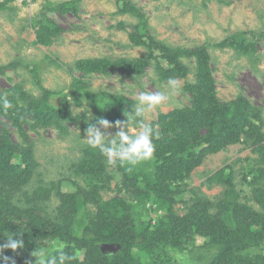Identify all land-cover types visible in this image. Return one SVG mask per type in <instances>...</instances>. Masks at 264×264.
Here are the masks:
<instances>
[{
    "label": "trees",
    "instance_id": "trees-1",
    "mask_svg": "<svg viewBox=\"0 0 264 264\" xmlns=\"http://www.w3.org/2000/svg\"><path fill=\"white\" fill-rule=\"evenodd\" d=\"M13 1L0 0V11L14 10ZM122 2L120 13L140 19L130 37L136 45L149 49L150 59L122 58L117 60L119 65L129 74H142L154 62L159 79L166 81L188 78L192 69L182 59L195 58V81L186 82L184 87L192 96V104L160 113L150 123L159 133L153 140L155 152L150 160L135 167L117 163L111 176L105 158L98 150L86 146L82 156L71 165L75 179H67L75 190L64 191L61 179L50 181L37 186L31 194L25 192L26 204L19 205L15 197L33 181L40 166L34 140L23 123L35 119L36 124H53L67 132L65 124L76 123L80 117L74 116L68 106L51 103L50 91L44 92L41 99H31L24 107L18 103L16 94L25 98L19 90L13 91L15 97L6 96L11 108L5 111L0 106V114L13 118L22 141L14 144L0 135V232L19 234L16 238L23 239L25 246L15 252L7 249L3 256L9 258L8 264H35L32 256L35 248H47L50 254H55L62 245L73 256L67 264H174L196 250L214 252L207 264H264V185H259L258 179H250L247 184L253 186L260 210L240 200L233 175L227 174L224 167L207 179L210 187L215 184L225 187L220 199L213 200L200 189L191 188L193 203L187 212L181 215L175 210L177 199L185 191V179L208 154L239 143L245 136L257 145L264 161L262 110L242 95L228 103L218 99L208 43L193 50L168 47L150 33L148 17L131 0ZM52 9L79 10L74 1ZM59 30L47 18L38 32V42L49 45ZM216 46L232 47L247 55L252 52L244 33H236ZM77 63L87 73H108V63L102 60L82 59ZM4 68L0 66V72ZM75 88L79 92L74 97L77 105H82L80 95H83L99 116L113 124L125 121L124 112L134 105L125 96L107 92L98 95L81 82ZM82 117L86 119L85 115ZM76 178L84 179L86 186ZM112 178L118 179L114 188ZM105 190H114L116 195L105 199L102 194ZM54 196L59 203L49 212ZM104 244L119 248L116 252H105ZM252 250L254 255L248 253ZM0 264H5L2 258Z\"/></svg>",
    "mask_w": 264,
    "mask_h": 264
},
{
    "label": "rangeland",
    "instance_id": "rangeland-1",
    "mask_svg": "<svg viewBox=\"0 0 264 264\" xmlns=\"http://www.w3.org/2000/svg\"><path fill=\"white\" fill-rule=\"evenodd\" d=\"M73 1L79 9L76 12L72 9L65 12L52 9L53 6ZM131 2L148 17L150 33L166 46L193 50L208 43L218 99L228 103L242 95L253 106L260 108L263 119L261 131L264 133V0ZM122 4V0H14L11 3L15 6L14 10L0 11V66H5L4 72H0V97H15L14 92L19 90L25 94V98L16 94L19 105L24 107L31 99H41L44 92L50 91L53 93L50 95L51 103L68 106L74 116L80 117L76 123L65 124L67 132H62L53 124H36L35 119L23 123L24 130L34 140L40 166L33 181L15 197L19 205L26 204L27 195L37 186L49 184L50 181L61 179L64 191L75 190L67 179H75L71 165L82 156L87 146L80 136L85 138L86 127L97 124L103 118L83 95H80L82 105L74 102V97L79 95L75 88L78 82L86 84L98 95L107 92L125 96L134 105L135 96L141 91L164 93L168 99L146 114V123L156 120L160 113L191 106L192 96L184 87L186 82L195 81V58L182 59L192 73L186 79L176 78L179 87L175 91L168 87V80L159 79L154 62L142 74H129L119 65L117 60L122 58L150 59L149 49L136 45L130 37L140 19L130 13H120ZM47 18L61 30L52 36L49 45H43L38 42V32ZM236 33H244L252 50L248 55L232 47L216 46ZM82 59L105 61L108 63V73H87L79 69L77 62ZM12 63L15 65L6 67ZM133 123L129 126L130 132L136 128ZM101 131L114 135L118 129L101 128ZM0 135L14 144L22 141L16 122L3 114H0ZM106 166L108 174L112 176L114 166L107 163ZM223 167L227 174L233 175L240 200L260 210L254 200L253 186L247 182L258 179L259 185H264V161L257 145L244 136L239 143L208 154L192 171L183 184L185 191L179 196L182 200L178 198L175 204L176 212L185 214L193 203L189 193L191 188L200 189L213 200L220 199L225 187L217 184L210 187L207 179ZM76 180L86 186L84 179ZM117 180L112 178V188ZM25 192L28 194L24 195ZM102 194L105 199L116 195L114 190H105ZM58 203L54 196L48 211L54 210ZM89 207L94 209L92 204ZM250 252V255L255 253L253 250ZM213 253L196 250L182 262L174 264H207Z\"/></svg>",
    "mask_w": 264,
    "mask_h": 264
},
{
    "label": "clouds",
    "instance_id": "clouds-1",
    "mask_svg": "<svg viewBox=\"0 0 264 264\" xmlns=\"http://www.w3.org/2000/svg\"><path fill=\"white\" fill-rule=\"evenodd\" d=\"M168 87L173 91L179 85L175 78H169ZM168 97L162 92L141 91L135 96V105L131 112H124L125 121H116L114 124L105 118H100L97 124H89L85 129V138L80 139L93 150H98L99 154L105 158L110 166L117 163L121 166L135 167L136 165L148 161L153 157L155 144L153 140L158 138L159 133L150 123L145 122L147 113H151L158 106L164 103ZM0 106L7 111L11 108L10 101L0 97ZM135 122L136 128L130 132V125ZM115 127L118 131L114 135L106 134L101 128L107 130ZM19 234H12L7 231L0 232V258L8 264V257L3 256L7 249L13 252L24 248V241L16 238ZM35 257V264H67L73 256L63 250V246L56 249L55 254H50L47 248H35L32 252ZM14 264V262H13Z\"/></svg>",
    "mask_w": 264,
    "mask_h": 264
},
{
    "label": "water",
    "instance_id": "water-1",
    "mask_svg": "<svg viewBox=\"0 0 264 264\" xmlns=\"http://www.w3.org/2000/svg\"><path fill=\"white\" fill-rule=\"evenodd\" d=\"M119 248V246L117 247V246H115V245H110V244H104L103 246H102V249H103V251H105V252H107V251H113V252H116L117 251V249Z\"/></svg>",
    "mask_w": 264,
    "mask_h": 264
}]
</instances>
